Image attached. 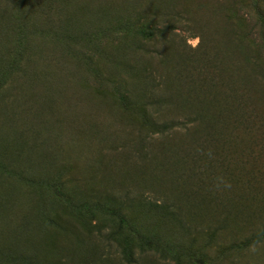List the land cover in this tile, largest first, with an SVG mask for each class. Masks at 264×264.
I'll list each match as a JSON object with an SVG mask.
<instances>
[{
	"label": "rangeland",
	"instance_id": "1",
	"mask_svg": "<svg viewBox=\"0 0 264 264\" xmlns=\"http://www.w3.org/2000/svg\"><path fill=\"white\" fill-rule=\"evenodd\" d=\"M254 66L264 71V0H0V264H200L201 248L214 257L220 245L215 264H264V244L231 246L264 209L190 202L195 180L178 158L194 153L199 130L158 137L140 120L160 88L166 117L224 118L242 81L264 119ZM117 89L136 105H120ZM247 147L242 137L232 150ZM162 199L180 209L149 204Z\"/></svg>",
	"mask_w": 264,
	"mask_h": 264
},
{
	"label": "trees",
	"instance_id": "2",
	"mask_svg": "<svg viewBox=\"0 0 264 264\" xmlns=\"http://www.w3.org/2000/svg\"><path fill=\"white\" fill-rule=\"evenodd\" d=\"M121 23L119 21L118 24ZM127 24L125 23L124 27L126 26V31H129ZM154 35L152 30L145 27H139L137 30V36L141 39H151ZM174 38L178 45L186 46L183 36L175 35ZM252 76L258 81L263 80V69L254 66ZM245 78L248 81L250 76L245 74ZM249 84V81L239 83L234 91L236 94L232 104L225 106L226 116L224 118L220 114H206L202 111L187 113L180 120L164 116L162 106L165 104V99L161 95L165 88L153 90L152 95L146 99L141 109L140 120L152 130L151 133L158 137L169 136L178 129L185 132L196 128L199 130V137L192 147L194 153L179 155L178 160L180 165H183L184 169L186 168L193 175L195 183L191 186L188 196L191 203L199 202L200 209H203V206H211L213 209H264V119L255 120L253 117L258 99L254 91L249 88ZM116 93L119 104L125 108L129 105L134 106L138 102L129 92L125 93L117 89ZM135 122L136 118L133 115L130 116L129 123L133 125ZM240 136L248 140L245 155L232 150L237 147V143L242 138ZM149 139H151L150 135H146L136 144L138 151L144 152L141 151V145L144 149L147 148L150 144ZM147 154L148 152L143 153L145 156ZM23 177L27 180L31 179L28 173L23 174ZM55 185L53 181L51 187L56 189ZM69 199L73 200L71 195ZM149 204L157 209H180L176 203H167L163 199L160 202ZM112 213V216L118 217L119 227L123 228L124 218L116 212ZM257 218L260 223L258 227L245 237L233 241L232 248L249 253L264 244V213L258 215ZM211 229L213 234L214 232L216 234L221 233L224 227L220 222L218 227ZM135 233L139 238V247L152 248L150 246L154 243L147 236L144 237L136 231ZM116 236L121 237L122 232H118ZM124 245L126 246L125 241ZM226 250L225 246L220 245L218 250L216 247V255L211 257L205 249L201 248V252L195 250L193 254H188L187 258L192 259L198 251L200 252L198 259L200 264H215L226 258L224 257ZM174 260L178 264L180 259L175 257ZM230 262L235 264L233 260Z\"/></svg>",
	"mask_w": 264,
	"mask_h": 264
}]
</instances>
